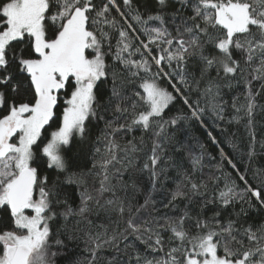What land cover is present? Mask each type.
<instances>
[{"label": "snow or ice", "instance_id": "snow-or-ice-1", "mask_svg": "<svg viewBox=\"0 0 264 264\" xmlns=\"http://www.w3.org/2000/svg\"><path fill=\"white\" fill-rule=\"evenodd\" d=\"M241 84L264 0H0V264H264V169L177 135Z\"/></svg>", "mask_w": 264, "mask_h": 264}, {"label": "trees", "instance_id": "trees-1", "mask_svg": "<svg viewBox=\"0 0 264 264\" xmlns=\"http://www.w3.org/2000/svg\"><path fill=\"white\" fill-rule=\"evenodd\" d=\"M256 88L259 85L256 84ZM244 85L241 84L239 87H234L233 89H224L223 99L227 101V107L224 112V120H218L215 115L208 111L204 115V121L206 122L203 126L196 122H189L184 125L181 131L177 134L178 138L186 145L193 148H198V143L206 145L207 152L212 153L216 156V160L212 161L211 164L215 165L219 160L218 148H223L224 151L234 160L237 164L240 173H243L247 178L253 183H258L253 177V172L257 169H264V108L257 107L254 113V121L251 129L246 125V120L242 119L239 123L232 120L234 111L231 107L232 98L239 95L240 99L238 104L244 102ZM203 104V101H201ZM258 105H264V96L257 97ZM183 108L182 104H177L168 115L173 116L177 114V109ZM231 121V122H229ZM211 132L212 135L216 137L219 141V145L212 144L208 133ZM250 133L255 135V155L251 160L248 158V151L251 141ZM231 144H235L236 148L231 147ZM225 173H230L231 175H226V179L236 180L238 183V173L231 168L230 165L224 164ZM215 169L213 168V171ZM208 169H205L207 172ZM253 217L258 221L260 216L258 213H252Z\"/></svg>", "mask_w": 264, "mask_h": 264}]
</instances>
